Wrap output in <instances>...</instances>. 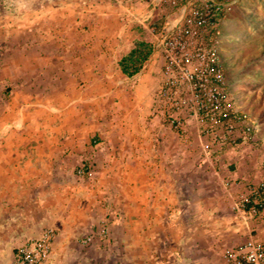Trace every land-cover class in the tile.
I'll list each match as a JSON object with an SVG mask.
<instances>
[{
    "label": "rangeland",
    "instance_id": "rangeland-1",
    "mask_svg": "<svg viewBox=\"0 0 264 264\" xmlns=\"http://www.w3.org/2000/svg\"><path fill=\"white\" fill-rule=\"evenodd\" d=\"M147 3L0 0V135L12 133L20 126V118L29 117L45 119L53 134H62L65 122L71 124L69 130L73 132L67 133L88 145L83 153L88 157L73 159V168L93 187L95 200L85 207L86 224L72 246L95 248L92 258L96 264H149L158 257L161 246L168 249L172 229L165 219L157 224L161 242L155 240L153 231L147 243L139 235L144 231L139 216L143 206L152 208L153 186L159 179L166 183L168 195L171 188L175 190L180 204L192 201L195 214L212 209L203 206L208 200L226 202L221 213L233 223L238 221L235 226L243 227L227 239V248L250 237L264 242V206L256 211L251 207L253 191L264 183V105L259 101L264 86V0H236L218 21L217 51L230 115L218 113L213 118L210 111L169 106L160 93L164 65L161 48L153 51L149 62L161 73L160 81H146L149 74L132 78L120 74V55L136 39L155 43L162 26L176 15L179 6L165 0L143 19ZM129 7L132 14L126 9ZM67 40H77L83 46H65ZM91 40L111 45L101 50L105 55L108 51L105 66L96 62L94 68L89 62ZM76 49L80 58L74 55ZM252 55L255 59L248 61ZM155 58L157 61L151 63ZM91 66L99 76L94 90L78 95L88 101L70 103L77 96L65 92L73 88L77 74H84L80 85L86 84L89 80L85 74L91 72ZM30 87L32 92L42 88L45 93L28 96ZM144 89L150 90L145 97L140 95ZM30 104L40 109L30 113ZM235 113L240 119L233 118ZM77 120L84 121L78 128L74 126ZM158 128L160 133H156ZM95 130L105 141L98 147L92 141L101 138L94 135ZM152 136L157 140L152 141ZM138 144L145 145L149 153L157 151L158 156L148 157L138 167L142 160L124 156L125 152H135ZM94 152H103L105 157L96 160ZM174 152L181 157L171 156ZM166 202L168 206L169 197ZM181 207L178 215L187 212V207ZM90 235L91 239H85ZM162 253L163 262H168L169 254Z\"/></svg>",
    "mask_w": 264,
    "mask_h": 264
},
{
    "label": "crops",
    "instance_id": "crops-1",
    "mask_svg": "<svg viewBox=\"0 0 264 264\" xmlns=\"http://www.w3.org/2000/svg\"><path fill=\"white\" fill-rule=\"evenodd\" d=\"M64 44L74 48L83 46L77 40H67ZM108 46L111 45L91 40L88 60L91 64L94 63V68L96 62L101 65L109 61L105 60L108 57V51L106 55L101 51ZM130 48L131 46L126 51ZM79 54L80 51L77 54L76 49L74 55L80 58ZM151 58L154 57L151 55L143 69L134 77L137 75L146 77V74H149L151 77L148 76L146 81L152 78L160 81L161 73H157L154 65H150ZM156 61L155 58L151 63ZM93 67L91 66V72L85 74L86 79L89 80L86 84L80 85V81L85 79L84 74L75 76L77 81L73 88L65 92L77 96L72 97L70 103L88 101L78 95L88 94L94 90L93 84H96L99 76ZM120 74L122 75L121 72ZM148 91L150 90L144 89L140 95L145 97ZM44 93L42 88L35 93L30 87L26 95ZM139 101L144 104L142 98ZM33 105L36 104L29 105L30 113L40 109ZM16 111L19 113L18 109ZM28 116L33 117L32 114ZM20 119V126L15 127L12 133L0 135V264H13L16 249L29 239L38 237L47 227L55 229L56 236L49 256L39 264H96L92 258V255L96 253L95 248L84 250L81 247L72 246L82 234V226L86 224L84 223L85 207L91 206L92 199L95 200L94 195H91L93 187L77 176L73 168V159L77 161V159L88 157L83 155L84 148L88 149V145H84L85 142H81L77 135L67 133L72 130H69L71 124L66 122L62 128V134H53L54 129L50 128L45 119L29 117ZM77 121L74 124L76 128L84 123V121ZM159 129L156 133H160ZM94 135L101 137L97 130ZM155 140H157L156 136H152V141ZM92 141L96 142L97 147L105 142L102 137L100 139L95 137ZM143 141L147 142V134ZM134 147L133 150H135ZM128 150L130 149L127 148L126 151ZM136 150L132 153L125 152L124 156L138 157V160H142L139 161L138 167L144 165L143 160L148 157L158 156L157 151L150 153L146 151L145 145L138 144ZM113 153L114 156L118 155L116 152ZM170 155H174L177 159L181 157L178 152ZM103 157H105L103 152L94 154L96 160ZM153 187L155 194L150 200L152 208L147 210L143 206V214L139 216V223L143 224L144 229L139 235L147 243L153 231L155 240L158 242L162 236L157 237V234L161 233L157 224L164 219L171 224L172 231L169 234L171 243L168 249L161 246L162 250L169 254V261L163 262L161 250L158 257L149 264H229L224 256L228 246L227 239L234 237L243 227L235 226L238 221L233 223V220H228L221 213L226 202L220 198L208 200V203L204 202L203 206L212 209L208 212L204 211L203 214H195L194 203L187 201L180 204L175 190L171 188V194L168 195L166 183H163L161 179L157 180ZM168 197L170 204L167 206ZM143 199L148 200L144 196ZM181 205L187 207L184 215H178V208ZM152 223L155 224V228L152 227ZM194 223L196 225L191 226ZM92 237L86 236L85 239ZM144 250L147 251L146 248Z\"/></svg>",
    "mask_w": 264,
    "mask_h": 264
},
{
    "label": "built area",
    "instance_id": "built-area-1",
    "mask_svg": "<svg viewBox=\"0 0 264 264\" xmlns=\"http://www.w3.org/2000/svg\"><path fill=\"white\" fill-rule=\"evenodd\" d=\"M134 2L136 0H125ZM176 14L162 26L155 48L164 56L160 93L172 108L210 111L229 117L225 82L217 51L218 21L225 9L236 0H169ZM165 0H148L143 12L146 19ZM131 14L130 7L126 8ZM177 95H181L177 99ZM233 118L240 119L238 114ZM217 122V121H214ZM232 126V125H231ZM83 169H78L80 172ZM252 210L264 206V183L254 191ZM260 201L257 202L256 199ZM55 238L52 227L29 239L16 249L14 264H39L47 259ZM89 239V238H88ZM229 264H264V242L251 237L224 252Z\"/></svg>",
    "mask_w": 264,
    "mask_h": 264
},
{
    "label": "trees",
    "instance_id": "trees-1",
    "mask_svg": "<svg viewBox=\"0 0 264 264\" xmlns=\"http://www.w3.org/2000/svg\"><path fill=\"white\" fill-rule=\"evenodd\" d=\"M154 48L155 43L152 40L144 38L134 40L131 48L125 53L121 54L117 60L119 71L126 78L134 77L146 65L148 59L154 51ZM262 53L263 52H261V54ZM253 59H255V55L250 56L248 61H252ZM262 91L261 99L259 101H261V103L264 105V86Z\"/></svg>",
    "mask_w": 264,
    "mask_h": 264
}]
</instances>
